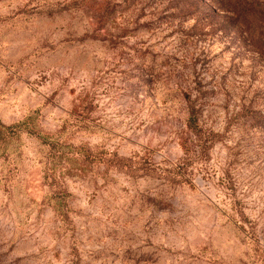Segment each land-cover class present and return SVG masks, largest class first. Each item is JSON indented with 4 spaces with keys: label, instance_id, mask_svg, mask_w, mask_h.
Returning a JSON list of instances; mask_svg holds the SVG:
<instances>
[{
    "label": "rangeland",
    "instance_id": "obj_1",
    "mask_svg": "<svg viewBox=\"0 0 264 264\" xmlns=\"http://www.w3.org/2000/svg\"><path fill=\"white\" fill-rule=\"evenodd\" d=\"M226 2L0 0V264H264L263 39Z\"/></svg>",
    "mask_w": 264,
    "mask_h": 264
},
{
    "label": "trees",
    "instance_id": "obj_2",
    "mask_svg": "<svg viewBox=\"0 0 264 264\" xmlns=\"http://www.w3.org/2000/svg\"><path fill=\"white\" fill-rule=\"evenodd\" d=\"M226 11L230 12L229 19L236 26L252 28V32H259L263 39V47L260 48V54L264 55V2L259 0H226ZM196 120V114L193 108L188 118V126H191ZM1 126V123H0Z\"/></svg>",
    "mask_w": 264,
    "mask_h": 264
}]
</instances>
